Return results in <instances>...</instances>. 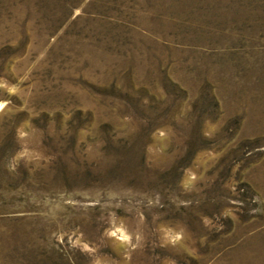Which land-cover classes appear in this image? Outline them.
Instances as JSON below:
<instances>
[{"label": "rangeland", "instance_id": "1", "mask_svg": "<svg viewBox=\"0 0 264 264\" xmlns=\"http://www.w3.org/2000/svg\"><path fill=\"white\" fill-rule=\"evenodd\" d=\"M0 264H264V0H0Z\"/></svg>", "mask_w": 264, "mask_h": 264}]
</instances>
